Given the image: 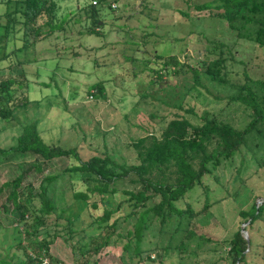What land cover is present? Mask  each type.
Returning <instances> with one entry per match:
<instances>
[{
  "label": "rangeland",
  "instance_id": "374dc122",
  "mask_svg": "<svg viewBox=\"0 0 264 264\" xmlns=\"http://www.w3.org/2000/svg\"><path fill=\"white\" fill-rule=\"evenodd\" d=\"M205 1L216 0H103L94 5L100 32L89 33L90 0H55L54 27L33 40L39 34L6 23L3 12L9 5L0 0V79L23 73L28 97L24 107L15 109L14 118L0 117V146L14 141L21 123L35 119L44 141L76 145L83 159L107 152L116 161L133 162L130 142L147 132L157 134L176 114L196 121L207 110L217 119L243 127L249 110L227 95L236 93L243 72L264 81V47L236 37L224 18L212 14L213 9L192 8ZM220 42L225 56L223 82L210 80L197 62L215 57ZM165 59L179 62L164 67ZM186 65L197 68L196 82ZM98 80L102 95H90L93 88L87 90L88 85ZM249 84L257 95L264 94L257 82ZM179 103L192 107L195 114L179 109ZM263 150L240 145L204 173L201 183L176 200V205L188 204L195 211L177 226L174 215L163 222L152 218L142 239L147 249L142 260L158 264L160 256L165 264H234L227 241L238 229L245 248L235 264H264V160L257 161ZM35 160L41 161L31 152L1 157L0 183L12 176L17 165ZM68 162L66 156L54 157L43 162L41 173L31 170L24 179L36 185L42 173L60 172L53 182V199L56 211L64 210L59 217H46L57 231L62 229L65 208L76 210L70 188L78 174L63 172ZM2 201L0 196V264H21L24 255L15 244L22 234L15 230ZM80 219L86 220L84 211ZM110 242L80 256L61 233L48 246L50 257L41 259L44 264H135L131 249H121L123 239ZM162 245L167 249L158 248Z\"/></svg>",
  "mask_w": 264,
  "mask_h": 264
},
{
  "label": "trees",
  "instance_id": "16d2710c",
  "mask_svg": "<svg viewBox=\"0 0 264 264\" xmlns=\"http://www.w3.org/2000/svg\"><path fill=\"white\" fill-rule=\"evenodd\" d=\"M100 1L103 0L89 2V33L100 32L94 7ZM4 2L9 5L3 12L6 23L12 21L14 25L20 24L24 33L30 31L39 34L33 40L54 27L55 0ZM192 8L213 9L212 14L224 18L236 37L264 47V0L205 1L193 4ZM45 25L49 26L39 31ZM219 45L220 50L215 57L197 62L210 80L223 82L220 71L225 56L220 52L222 42ZM162 62L165 67L168 63L176 64L179 61L165 59ZM186 66L192 71L193 81L196 82L197 68ZM20 75L0 79L1 118H14L15 109L24 107L28 102L26 79L23 73ZM250 82H257L264 90L263 80L252 79L243 72V81L236 85V93L227 95V99L239 101L248 108L249 118L243 127L237 128L228 121L217 119L207 110H202L196 121H191L185 114H176L167 119L157 134L147 132L130 142L134 152L133 162L116 161L107 152L91 154L83 159L76 145L63 146L58 142L44 141L35 119L21 123L14 141L0 146V159L13 152H31L41 160L32 161L24 167L17 165L12 176L0 183V196H3L1 206L11 213V220L16 223L15 230L22 234L15 244L24 255L21 264H44L42 256L50 257L48 246L61 233L66 234L72 250H77L80 256L106 247L110 241L123 239L121 249H131L132 256L136 258L135 264H153L141 257V253L147 250L142 247V239L149 221L157 218L163 222L174 215L177 226L183 217H191L195 211L188 204L184 207L176 205V200L192 185L201 183L204 173L210 172L222 159L232 155L240 145L250 150L257 146L264 149V94L257 95ZM87 88H93L90 95H102L101 80L90 83ZM177 107L185 113L195 114L190 106L183 108L179 103ZM58 156L69 159L63 172L78 174L70 188L71 203L75 204L76 210L71 211L70 206L65 208L67 214L61 231L50 225L54 221L50 224L46 222L47 216L55 214L59 217L64 210L61 207L59 212L56 211L57 205L53 199V182L60 172L42 173L36 185L30 181L24 182L29 171L41 173L43 162ZM259 157L257 161L262 163L264 153ZM82 211L86 215L85 221L80 219ZM227 244L231 262L235 264L245 248L244 238L238 229ZM158 248L164 251L167 246ZM158 264H165L160 256Z\"/></svg>",
  "mask_w": 264,
  "mask_h": 264
},
{
  "label": "built area",
  "instance_id": "2783aa9c",
  "mask_svg": "<svg viewBox=\"0 0 264 264\" xmlns=\"http://www.w3.org/2000/svg\"><path fill=\"white\" fill-rule=\"evenodd\" d=\"M92 2H94V0H92ZM113 4V3H112Z\"/></svg>",
  "mask_w": 264,
  "mask_h": 264
}]
</instances>
